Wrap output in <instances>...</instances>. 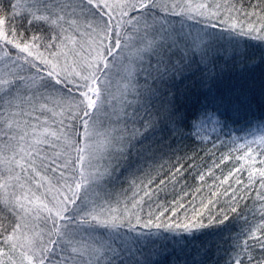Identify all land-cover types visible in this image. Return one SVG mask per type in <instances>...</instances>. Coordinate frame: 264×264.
Masks as SVG:
<instances>
[{"label": "snow or ice", "instance_id": "6c2138e0", "mask_svg": "<svg viewBox=\"0 0 264 264\" xmlns=\"http://www.w3.org/2000/svg\"><path fill=\"white\" fill-rule=\"evenodd\" d=\"M261 65L264 0H0V264H264Z\"/></svg>", "mask_w": 264, "mask_h": 264}, {"label": "trees", "instance_id": "16d2710c", "mask_svg": "<svg viewBox=\"0 0 264 264\" xmlns=\"http://www.w3.org/2000/svg\"><path fill=\"white\" fill-rule=\"evenodd\" d=\"M257 54H259L258 50H257ZM250 78L254 79L253 110H254L256 116L259 117L261 115H264V93H262V91H261V80H264V65H261V66L257 67L254 70V73L250 75ZM193 111H195V109H193ZM236 129H237L236 125H230V129H225V133H227L229 130H231L233 135H244V133L238 132ZM212 138L215 139V134H213ZM221 139L227 140L228 136L224 135V134H221ZM183 143L185 145H188L189 147H193L194 146L193 142L190 139L185 140ZM227 151H228V149L226 147L220 148V150L217 152V157L220 156L221 152H227ZM217 162H218V160H217ZM212 164H213V160L209 159L207 156H205L202 159H199L197 161V165L198 166H202V167H212ZM234 164H236V161H234V160L225 162V164H223L221 166V169L216 170V174L219 175L221 170H223V172L226 173L227 170L230 167H232ZM242 178L245 181L247 179L246 175L244 177H242ZM189 183H195V182L192 181L191 178H189ZM249 191H250L251 195L247 199V203H248L250 208L255 206V208L257 209L256 215H257V220H258V217H259V213H258L259 201L256 200V196H255V192L259 191L258 185H256L254 187V189H249ZM241 208L242 209L244 208L243 202L241 203ZM245 214L249 215V218L251 219V214H249L247 212V210H245ZM234 223H236L237 226H238V224L242 223V221L241 222H236L234 220H230L228 222V227L231 228ZM254 254L258 255L259 254V250L257 249Z\"/></svg>", "mask_w": 264, "mask_h": 264}]
</instances>
